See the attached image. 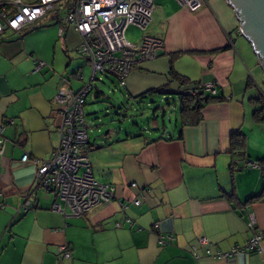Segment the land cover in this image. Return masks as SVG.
Instances as JSON below:
<instances>
[{
  "label": "crops",
  "instance_id": "0c3cea01",
  "mask_svg": "<svg viewBox=\"0 0 264 264\" xmlns=\"http://www.w3.org/2000/svg\"><path fill=\"white\" fill-rule=\"evenodd\" d=\"M64 18L65 8L56 7L21 33L0 35V126L5 124L7 140L0 156V264H264V242L262 252L218 257L264 234V198L253 200L264 191V171L250 166L264 161V122H256L252 100L264 93V70L227 0H207L196 12L174 0H156L143 36L163 41L164 51L132 70L125 97L135 104L147 93L162 101L174 97L164 94L178 93L173 69L192 83L216 87L226 101L208 105L200 124L183 127L182 139L176 138L180 115L169 118L171 127L156 115L155 135L145 136L142 128L103 135L91 128L94 177L116 192L81 217L68 209L53 211L57 194L35 185V161L49 160L59 143L54 111L60 81L70 76L74 91L90 82V65L79 53L81 37ZM43 30L59 38V45L55 40L40 49L33 38ZM58 47L65 57L57 59ZM75 54L83 62L73 66ZM35 61L43 69L36 70ZM239 133L245 145L238 155L232 138ZM25 154L30 160L23 162ZM161 235L172 240L161 246ZM202 237L208 247L200 244Z\"/></svg>",
  "mask_w": 264,
  "mask_h": 264
},
{
  "label": "built area",
  "instance_id": "2783aa9c",
  "mask_svg": "<svg viewBox=\"0 0 264 264\" xmlns=\"http://www.w3.org/2000/svg\"><path fill=\"white\" fill-rule=\"evenodd\" d=\"M183 8L196 12L205 6L207 0H174ZM156 0H33L25 3L0 4V35L4 27L15 32L36 23L56 7L66 5L69 8L64 18L65 25L75 30L81 37L79 53L84 56L92 69L90 82L78 91L68 85L70 76L62 78L56 95V117L59 143L49 160L39 163L35 185L36 189L55 192L60 200L53 205V211L65 214L66 209L73 216L81 217L97 204L110 202L115 197L116 188L99 183L93 174L88 156L90 144V125L85 114L87 99L96 86L98 75L114 77L119 86L125 89L132 70L140 64L158 59L164 51L163 41L145 36L137 45L126 39V31L136 25L145 30L152 20ZM13 9L9 12L8 7ZM66 9V8H65ZM62 33V29L60 30ZM240 33V31H239ZM36 70L45 66L35 61ZM81 77V74L78 75ZM215 93L213 86H207ZM5 124L0 126V156L4 154L7 140L4 137ZM30 160L25 154L22 161ZM253 168L264 166L254 162ZM133 187H136L133 184ZM35 193L27 197L26 205L34 200ZM146 191L139 196L144 199ZM136 203H140V199ZM130 224H132L131 221ZM119 226V225H117ZM172 237L161 235L159 244L166 246ZM203 247L209 246V240H199ZM264 234H257L234 247L229 253H219L220 259H228L243 252H262ZM66 257H70L69 247L63 246ZM209 251V250H208ZM195 252V251H194ZM196 254V252L194 253Z\"/></svg>",
  "mask_w": 264,
  "mask_h": 264
},
{
  "label": "rangeland",
  "instance_id": "374dc122",
  "mask_svg": "<svg viewBox=\"0 0 264 264\" xmlns=\"http://www.w3.org/2000/svg\"><path fill=\"white\" fill-rule=\"evenodd\" d=\"M23 1L26 2L25 0ZM13 3L14 2H12V4ZM63 6L67 8L66 5ZM66 11L67 10H65V15ZM54 27L58 28L57 26ZM145 30L139 28L136 25L130 26L126 31L127 41L133 44L141 43L144 39L143 35ZM49 31H38V36H34L33 41L38 43V47L40 49H44V46H46L47 42H54L56 40L57 44L59 43L60 39H55V36L51 31V33ZM53 46L54 44L50 45L49 49H47V54L49 52V55H52L54 52ZM42 51L45 52L46 50ZM47 54L44 53V56ZM63 55L64 54H61L58 47V50H56L57 59L65 57V55ZM73 57V66H75L77 63L83 62L78 56H76V54ZM70 68L71 67H69V69ZM85 74L87 76L88 83L92 76V69L88 65H86ZM97 80V89L102 94L96 98L93 91L88 97L87 104L84 109L85 114L87 115L88 124L90 125V130L92 128L96 134L98 131H101L104 135L108 130H116V134L123 136L127 133H130V131L140 132L141 130L139 128H142V133L145 136H148L149 133L155 135L156 132L154 131V127L152 125L156 115L160 119L161 124L163 119H165L168 127L172 126V124H170L169 118L174 117V120H176V116L179 118V102L177 98V104L175 103L176 105H174L172 108L169 107L165 102L169 99L172 102V97H165L162 101L161 96H155L153 99L151 98L145 100L144 103L138 102L135 104L125 97L124 88L119 86L117 80L114 77L98 75ZM175 106L178 107V109H176ZM164 111H166V117L162 118ZM94 125H96L95 129L93 127Z\"/></svg>",
  "mask_w": 264,
  "mask_h": 264
},
{
  "label": "trees",
  "instance_id": "16d2710c",
  "mask_svg": "<svg viewBox=\"0 0 264 264\" xmlns=\"http://www.w3.org/2000/svg\"><path fill=\"white\" fill-rule=\"evenodd\" d=\"M69 8H66L65 10H68ZM27 28H24L21 31H18L16 33H21ZM9 31V30H8ZM12 31V30H11ZM15 32V31H13ZM241 35V34H240ZM163 52V51H162ZM160 52L158 54V57L161 55ZM171 77L174 80L175 83L178 84L179 90L178 93L175 96H178L179 101V115L181 120V127L179 130L178 135L176 136L177 139H182L183 127L186 126H196L201 123L203 120V110L210 104L215 103H222L225 102L226 99L221 94V92L214 87L215 93L212 92L207 86L200 85L198 83H192L189 81L186 77H183L179 75L177 72H175L173 69L171 70ZM102 93L99 92V90L96 91V96L99 97ZM172 97L171 100L165 101L169 107H172L174 102L176 101V97ZM152 93H147L146 95L140 96L136 101L143 103V100L153 99ZM252 100L254 101L256 105V109L254 112V118L256 122L262 123L264 122V93H259L256 97H253ZM173 103V104H172ZM129 135V134H128ZM169 139H174L173 136H170ZM232 146H233V153L239 155V151L242 149L244 144V135L242 133H239L235 135L232 138ZM261 166H264V161L257 162ZM260 198H264V191L262 194L258 197H254L253 200H257Z\"/></svg>",
  "mask_w": 264,
  "mask_h": 264
},
{
  "label": "water",
  "instance_id": "95a60500",
  "mask_svg": "<svg viewBox=\"0 0 264 264\" xmlns=\"http://www.w3.org/2000/svg\"><path fill=\"white\" fill-rule=\"evenodd\" d=\"M227 2L236 14L241 36L251 44L264 70V0H227ZM7 30L8 28L4 27V31Z\"/></svg>",
  "mask_w": 264,
  "mask_h": 264
}]
</instances>
